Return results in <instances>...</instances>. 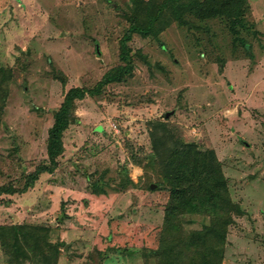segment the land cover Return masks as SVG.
<instances>
[{"label":"rangeland","instance_id":"rangeland-1","mask_svg":"<svg viewBox=\"0 0 264 264\" xmlns=\"http://www.w3.org/2000/svg\"><path fill=\"white\" fill-rule=\"evenodd\" d=\"M131 11L130 0H0V68L12 72L8 83L0 76V226L47 229L54 264H153L170 193L151 188L158 167L142 164L154 151L150 122L161 121L223 164L241 212L222 264H264V0H249L238 35L222 19L134 35L133 74L77 101L59 168L24 193L3 192L47 161L65 93L94 88L122 64ZM127 177L136 185H123ZM191 220L188 229L208 223ZM28 257L14 264H44Z\"/></svg>","mask_w":264,"mask_h":264},{"label":"trees","instance_id":"trees-1","mask_svg":"<svg viewBox=\"0 0 264 264\" xmlns=\"http://www.w3.org/2000/svg\"><path fill=\"white\" fill-rule=\"evenodd\" d=\"M130 1L129 29L121 39L122 64L106 73L94 88L74 86L65 93L60 108L54 111V123L48 130L47 161L27 175L22 189L11 185L3 192L24 193L35 186L41 175L53 174L59 168L60 159L66 152L65 134L77 120L74 115L77 101L88 96L100 97L108 85L133 74L135 64L128 42L134 35L157 38L174 21L199 29L198 22L217 19L226 21L230 30L238 35L240 28L244 27L243 18L249 7V0ZM238 40L246 53H250L248 41L244 38ZM0 76L8 83L12 79L11 69L0 68ZM57 78L66 84L67 77L63 73ZM5 99L3 96L2 100ZM150 125L154 151L146 157L147 163L142 167L147 172L152 166L158 167L157 187L170 193L153 264H222L229 228L234 222L233 214L241 212L239 205L232 200L222 162L214 150L202 151L199 145L180 141L166 123L157 121L150 122ZM122 183L125 186L136 185L130 177ZM94 186L101 190L104 184L97 180ZM195 216L208 217V223L201 229H188L191 218ZM39 228L0 226V246L7 264L23 263L21 258L26 256L40 259L44 264H54L57 248L47 242V229Z\"/></svg>","mask_w":264,"mask_h":264},{"label":"water","instance_id":"water-1","mask_svg":"<svg viewBox=\"0 0 264 264\" xmlns=\"http://www.w3.org/2000/svg\"><path fill=\"white\" fill-rule=\"evenodd\" d=\"M174 113V111H172V112H167L166 113V117L168 118V117H170V115H172ZM157 186L155 185V184H153L152 186H151V188L152 189H155Z\"/></svg>","mask_w":264,"mask_h":264}]
</instances>
